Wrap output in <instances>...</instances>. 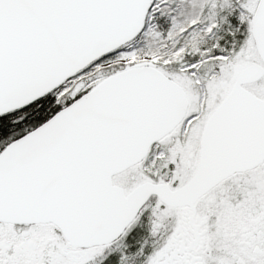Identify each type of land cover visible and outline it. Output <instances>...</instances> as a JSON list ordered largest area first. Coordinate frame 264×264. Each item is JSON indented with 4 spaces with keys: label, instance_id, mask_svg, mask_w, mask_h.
<instances>
[{
    "label": "snow or ice",
    "instance_id": "1",
    "mask_svg": "<svg viewBox=\"0 0 264 264\" xmlns=\"http://www.w3.org/2000/svg\"><path fill=\"white\" fill-rule=\"evenodd\" d=\"M0 264H264V0H0Z\"/></svg>",
    "mask_w": 264,
    "mask_h": 264
}]
</instances>
